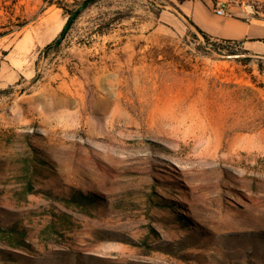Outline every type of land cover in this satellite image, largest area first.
Instances as JSON below:
<instances>
[{
  "label": "rangeland",
  "instance_id": "rangeland-1",
  "mask_svg": "<svg viewBox=\"0 0 264 264\" xmlns=\"http://www.w3.org/2000/svg\"><path fill=\"white\" fill-rule=\"evenodd\" d=\"M81 1L0 0V264H264V42L182 9L264 0Z\"/></svg>",
  "mask_w": 264,
  "mask_h": 264
},
{
  "label": "crops",
  "instance_id": "crops-1",
  "mask_svg": "<svg viewBox=\"0 0 264 264\" xmlns=\"http://www.w3.org/2000/svg\"><path fill=\"white\" fill-rule=\"evenodd\" d=\"M182 9L186 16L211 37L242 42L245 49L262 52L258 45L264 42V22L255 21L241 10L220 17L209 5H191L186 2Z\"/></svg>",
  "mask_w": 264,
  "mask_h": 264
},
{
  "label": "trees",
  "instance_id": "trees-1",
  "mask_svg": "<svg viewBox=\"0 0 264 264\" xmlns=\"http://www.w3.org/2000/svg\"><path fill=\"white\" fill-rule=\"evenodd\" d=\"M96 1H98V0H82L79 4L80 6L77 10H74L73 8L70 9L66 6H61L64 8L65 13L68 15V20H67L64 28L62 29V31L59 33V35L44 48L42 53L44 55L49 56L51 53L57 52L60 49V47L62 46L63 40H64L65 36L67 35V33L72 28L73 24L79 19V17L83 13V11L88 9ZM191 24L207 39L208 44H210V37L211 36H209L205 31H203L200 27H198L194 22L191 21ZM223 41L225 43H233V42L236 43L237 42V41H232V40H223ZM212 46L215 47V49L217 48L216 43H213ZM248 60H250V58L245 59V61H248ZM35 80H36V78L34 79V81Z\"/></svg>",
  "mask_w": 264,
  "mask_h": 264
},
{
  "label": "built area",
  "instance_id": "built-area-1",
  "mask_svg": "<svg viewBox=\"0 0 264 264\" xmlns=\"http://www.w3.org/2000/svg\"><path fill=\"white\" fill-rule=\"evenodd\" d=\"M215 13L218 15V16H225L226 15V3L221 1L218 3V6L215 10Z\"/></svg>",
  "mask_w": 264,
  "mask_h": 264
},
{
  "label": "bare ground",
  "instance_id": "bare-ground-1",
  "mask_svg": "<svg viewBox=\"0 0 264 264\" xmlns=\"http://www.w3.org/2000/svg\"><path fill=\"white\" fill-rule=\"evenodd\" d=\"M50 24H51V23H50ZM48 27H49V26H48ZM48 32H49V35H51V34L54 32V29H53V28H52V29L50 28ZM55 32H56V31H55Z\"/></svg>",
  "mask_w": 264,
  "mask_h": 264
}]
</instances>
